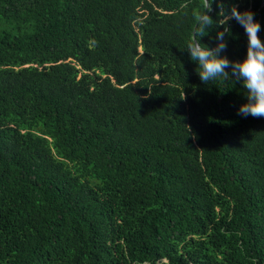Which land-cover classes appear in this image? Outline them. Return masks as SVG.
Masks as SVG:
<instances>
[{
	"label": "trees",
	"instance_id": "16d2710c",
	"mask_svg": "<svg viewBox=\"0 0 264 264\" xmlns=\"http://www.w3.org/2000/svg\"><path fill=\"white\" fill-rule=\"evenodd\" d=\"M201 3L0 0V264H264V118L199 79ZM233 7L264 42V0L200 42L238 62Z\"/></svg>",
	"mask_w": 264,
	"mask_h": 264
},
{
	"label": "clouds",
	"instance_id": "9594fccd",
	"mask_svg": "<svg viewBox=\"0 0 264 264\" xmlns=\"http://www.w3.org/2000/svg\"><path fill=\"white\" fill-rule=\"evenodd\" d=\"M214 0H202L197 20L201 24L199 31H194L190 42L186 46L188 56L197 65L199 79L205 84L217 80V78L227 79L231 70V75L235 77L246 90V102L238 108V115L247 117L264 118V42L258 33L262 31L260 23L255 18V13L251 10H239L233 7L230 15H225L224 23L235 21L243 30L247 37V49L244 59L238 62H230L221 52L226 48L224 43H220L213 50L200 42V38L206 34V28L212 23L208 15L212 11ZM226 32L229 29L225 30ZM225 33L218 37L223 41Z\"/></svg>",
	"mask_w": 264,
	"mask_h": 264
},
{
	"label": "water",
	"instance_id": "95a60500",
	"mask_svg": "<svg viewBox=\"0 0 264 264\" xmlns=\"http://www.w3.org/2000/svg\"><path fill=\"white\" fill-rule=\"evenodd\" d=\"M216 48H217V47H216ZM216 48H215V49H216Z\"/></svg>",
	"mask_w": 264,
	"mask_h": 264
}]
</instances>
